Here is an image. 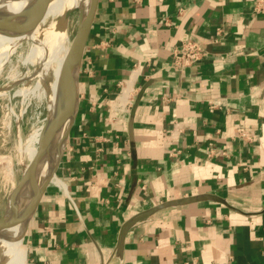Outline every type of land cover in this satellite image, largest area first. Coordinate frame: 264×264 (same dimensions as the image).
<instances>
[{
    "label": "crops",
    "instance_id": "1",
    "mask_svg": "<svg viewBox=\"0 0 264 264\" xmlns=\"http://www.w3.org/2000/svg\"><path fill=\"white\" fill-rule=\"evenodd\" d=\"M186 40L205 55L175 70ZM204 194L231 209L188 204L122 233ZM24 237V264H264V0H99L67 147Z\"/></svg>",
    "mask_w": 264,
    "mask_h": 264
},
{
    "label": "water",
    "instance_id": "2",
    "mask_svg": "<svg viewBox=\"0 0 264 264\" xmlns=\"http://www.w3.org/2000/svg\"><path fill=\"white\" fill-rule=\"evenodd\" d=\"M14 1H0V23L7 20L8 8ZM47 1L28 0L24 9L15 20L16 31L26 30V35H29L30 32L32 33L36 30L42 22L43 10ZM98 2L99 0H85L84 7L78 14L75 32L65 54L55 86L50 91L45 90L46 115L37 141L36 152L29 163L22 167L18 182L6 197L4 210L0 216V245L5 243V237H8L5 236L6 228L16 220L25 218V223H27L28 227L32 214L36 210L46 188L55 177L61 163L77 110V84L80 66L91 34ZM0 33L4 34L1 31ZM69 93H74L76 101L74 112L71 116H67L64 110V100ZM51 143H54L56 148L46 162ZM131 145L132 159L134 160L132 140ZM204 201L220 203L230 208L223 199L208 194L167 201L130 219L124 225L122 233L132 228L140 220L146 219L156 212ZM26 230L9 240L15 245L18 244L25 236ZM10 252L11 249L0 251V264H4Z\"/></svg>",
    "mask_w": 264,
    "mask_h": 264
},
{
    "label": "rangeland",
    "instance_id": "3",
    "mask_svg": "<svg viewBox=\"0 0 264 264\" xmlns=\"http://www.w3.org/2000/svg\"><path fill=\"white\" fill-rule=\"evenodd\" d=\"M79 5L80 0H72L69 16L62 20L61 35L64 42L68 41L67 47L75 32ZM31 46V42L22 39L0 66V214L7 195L20 178L22 167L29 163L27 155L36 151L34 137L46 115L45 87L37 86L40 82L38 65L32 58L28 59ZM40 56L43 58V53ZM50 63L53 68L54 64ZM44 72L47 85L52 75ZM23 239L25 243V237Z\"/></svg>",
    "mask_w": 264,
    "mask_h": 264
},
{
    "label": "bare ground",
    "instance_id": "4",
    "mask_svg": "<svg viewBox=\"0 0 264 264\" xmlns=\"http://www.w3.org/2000/svg\"><path fill=\"white\" fill-rule=\"evenodd\" d=\"M27 1L28 0H15L12 3V5L8 8L7 20L5 22L0 23V31L5 34L4 35L0 33V66L4 61H6L9 58L10 55L14 53L16 47H19L20 41L22 39H26L29 42H31L32 45L30 52L28 54V59L32 58L33 61L38 65L37 71H39L38 75L40 77V82L38 83L37 86L41 87L43 85V87H45L44 88L45 90L47 89V91H50L55 86V81L58 78L59 71L62 68L65 54L69 47V46L67 47V43H66L68 41L66 42L63 41L61 32L63 28L62 20H64L65 17L66 19L68 18L69 8L72 0H48L43 10V18H42V22L40 23V26L32 33L30 32L29 35H26L25 33L26 30L16 31V27L14 26L15 20L24 9ZM84 4H85V0H80L78 14L80 10L84 7ZM41 53H43L44 59L41 58L42 57L40 56ZM50 62L54 64L52 65L53 68L51 67ZM43 70L46 71V74L50 73V75H52V78L50 79V82L47 85H46V81H44L45 72ZM43 81L45 83H42ZM75 103L76 101H75L74 93L67 94L64 100V110L67 116H71L72 113L74 112ZM41 128L34 137L35 143H37L38 141ZM30 148L32 149V147ZM55 148L56 145L54 143H51L50 149L47 153L46 162L51 157L52 152L55 150ZM34 154L30 153L29 155H27L29 161L33 158ZM25 222H26L25 218H22L16 220L6 228L5 236L8 237H5L6 239L5 243L0 245V251L11 249V252L9 256L6 258L4 264H24V260L26 257L25 256L26 246L24 243V239L19 241V243L16 245L13 244L9 239H12L13 237L19 235L20 233L26 230L27 223Z\"/></svg>",
    "mask_w": 264,
    "mask_h": 264
},
{
    "label": "built area",
    "instance_id": "5",
    "mask_svg": "<svg viewBox=\"0 0 264 264\" xmlns=\"http://www.w3.org/2000/svg\"><path fill=\"white\" fill-rule=\"evenodd\" d=\"M204 55L205 53L198 43L191 40L182 41L179 47L175 48L172 53V68L181 70L185 67L198 64ZM240 134L244 136L243 133Z\"/></svg>",
    "mask_w": 264,
    "mask_h": 264
}]
</instances>
